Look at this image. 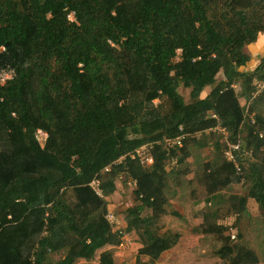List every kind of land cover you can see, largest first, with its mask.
Instances as JSON below:
<instances>
[{
  "label": "trees",
  "instance_id": "trees-1",
  "mask_svg": "<svg viewBox=\"0 0 264 264\" xmlns=\"http://www.w3.org/2000/svg\"><path fill=\"white\" fill-rule=\"evenodd\" d=\"M259 34L264 0H0V264H86L124 234L139 239L134 264L157 260L180 238L160 224L166 184L210 135L211 192L247 175L245 195H226L228 212L250 199L264 208V180L252 163L264 161V117L238 133L243 109L233 89L264 78V55L240 69L251 58L243 47ZM217 123L241 139L237 167L221 139L203 133ZM173 137L180 145L166 154L159 141ZM145 143L153 154L147 170L127 156ZM120 155L121 164L101 171ZM123 170L136 187L120 230L105 218V198ZM93 176L101 196L88 186ZM67 186L76 202L64 210L56 199ZM218 258L256 261L240 241ZM95 263L114 264L112 251Z\"/></svg>",
  "mask_w": 264,
  "mask_h": 264
},
{
  "label": "rangeland",
  "instance_id": "rangeland-1",
  "mask_svg": "<svg viewBox=\"0 0 264 264\" xmlns=\"http://www.w3.org/2000/svg\"><path fill=\"white\" fill-rule=\"evenodd\" d=\"M243 51L250 54L251 58L240 69L252 70L264 55V35L259 34L252 45L243 47ZM249 87L250 90L239 81L233 83L234 92L243 109V123L238 126V133L251 131L256 124L255 116L264 117V88L253 96L255 89L251 81ZM178 91L186 100L188 90L180 86ZM206 92L204 90L202 95ZM252 117L254 123L250 122ZM203 133L220 137V132L216 129H207ZM38 138L41 140L42 136L39 135ZM212 152L210 135L195 149L192 156L184 160L181 169L173 174L172 178L176 183L166 184L169 200L167 213L161 217L160 224L178 232L180 238L174 247L165 250L157 260L150 261V264H216L219 261V249L236 241L242 242L255 254L256 261L253 264H264V208L250 199L240 213L228 212L224 201L226 195H245L249 179L247 175L239 174L221 189L211 192L216 180L209 176L212 170ZM252 163L255 164L260 179L264 180V161L255 157ZM207 168L210 170H206ZM135 187L136 184L117 178L114 192L105 198L106 212L115 218L111 222L114 228H123L122 211L132 202L131 190ZM75 202L76 198L69 186L63 188L56 199V204L64 210L72 207ZM139 246L140 242L135 234H124L118 246L97 250L93 260L86 264H96L99 252L104 249L112 251L114 264H134Z\"/></svg>",
  "mask_w": 264,
  "mask_h": 264
},
{
  "label": "built area",
  "instance_id": "built-area-1",
  "mask_svg": "<svg viewBox=\"0 0 264 264\" xmlns=\"http://www.w3.org/2000/svg\"><path fill=\"white\" fill-rule=\"evenodd\" d=\"M71 15L72 14L70 13L68 16L70 19H72ZM251 83L255 89L253 96L256 95L259 91H261L264 88V80H262V79L252 78ZM210 116L213 118H216V116L214 114H211ZM212 129L213 130L216 129L217 131L220 132L219 138L221 139V141L223 142V144L225 146L224 152H223L225 159L237 167V163L235 161L234 151H236L238 149L239 144L241 142V139L239 138L238 135L235 137V139H233V140L230 139L227 129L224 127H221L218 123ZM37 135L42 136V139L39 140V143L42 145L43 140L45 138V134L41 131H37ZM159 143L163 144V147L165 148V153L167 154L170 147L174 148L175 146L180 145V137L163 138L162 140L159 141ZM151 148H152L151 143H145V144H142V145L136 147L135 149H133L131 152H129L127 154V156L130 159L135 160L136 163L138 164V166H140L142 169L147 170L151 166L152 161H153V154H152ZM125 156L126 155H120L119 157H117L116 159L111 161L110 163L103 166L101 171L102 172H108L112 165L121 164L122 161L124 160ZM125 172H126V170H123L122 172H120L118 177L120 179H123ZM129 182L132 183L133 185H135L134 180L129 179ZM88 186L91 188V190L95 194H97L98 196H101V188H100L99 181H98L96 176H93L91 178V180L88 182ZM105 218L109 222L115 221V218H113V216L110 213H106Z\"/></svg>",
  "mask_w": 264,
  "mask_h": 264
}]
</instances>
